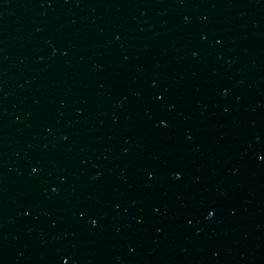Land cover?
Instances as JSON below:
<instances>
[{
	"label": "water",
	"instance_id": "1",
	"mask_svg": "<svg viewBox=\"0 0 264 264\" xmlns=\"http://www.w3.org/2000/svg\"><path fill=\"white\" fill-rule=\"evenodd\" d=\"M0 264H264V0H0Z\"/></svg>",
	"mask_w": 264,
	"mask_h": 264
}]
</instances>
